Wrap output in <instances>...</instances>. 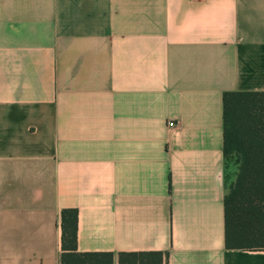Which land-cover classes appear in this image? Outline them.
<instances>
[{"label": "crops", "instance_id": "1", "mask_svg": "<svg viewBox=\"0 0 264 264\" xmlns=\"http://www.w3.org/2000/svg\"><path fill=\"white\" fill-rule=\"evenodd\" d=\"M264 92V0H0V264L224 246L222 93ZM172 122V125H167Z\"/></svg>", "mask_w": 264, "mask_h": 264}, {"label": "trees", "instance_id": "2", "mask_svg": "<svg viewBox=\"0 0 264 264\" xmlns=\"http://www.w3.org/2000/svg\"><path fill=\"white\" fill-rule=\"evenodd\" d=\"M221 102L224 246L264 248V92L225 91ZM59 228V264H111L110 253L76 251L75 209L60 210ZM145 254L120 253L118 264H162Z\"/></svg>", "mask_w": 264, "mask_h": 264}, {"label": "rangeland", "instance_id": "3", "mask_svg": "<svg viewBox=\"0 0 264 264\" xmlns=\"http://www.w3.org/2000/svg\"><path fill=\"white\" fill-rule=\"evenodd\" d=\"M232 171H233V167L230 168V167L228 166V168L226 169V174H227V173L229 174V173L232 172ZM230 178H231V176L227 179V183L229 182V179H230Z\"/></svg>", "mask_w": 264, "mask_h": 264}, {"label": "built area", "instance_id": "4", "mask_svg": "<svg viewBox=\"0 0 264 264\" xmlns=\"http://www.w3.org/2000/svg\"><path fill=\"white\" fill-rule=\"evenodd\" d=\"M167 125L171 126L172 125V122H168Z\"/></svg>", "mask_w": 264, "mask_h": 264}]
</instances>
